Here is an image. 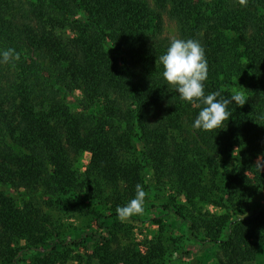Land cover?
<instances>
[{"label": "trees", "instance_id": "16d2710c", "mask_svg": "<svg viewBox=\"0 0 264 264\" xmlns=\"http://www.w3.org/2000/svg\"><path fill=\"white\" fill-rule=\"evenodd\" d=\"M28 5L24 14L14 1L0 0V50L12 48L20 57L0 64V175L7 176L0 184V228L37 243L49 240L33 262L23 264L63 261L66 240L50 238L49 218L18 208L3 187L13 177L25 185L38 181L41 166L61 156L65 139L90 153L104 178L124 183L130 197L141 176L123 150L141 146L160 178L175 175L190 198L220 208V214L199 210L188 219L193 237L203 234L201 243L222 248L219 264L255 263L264 246V208L251 213L248 198L257 192L255 162H264V0H28ZM165 15L178 22L183 39L201 44L208 67L205 94L243 97L245 104L227 105L221 129L193 131L203 105L179 100L162 78L159 56L169 44L163 37ZM49 169L48 186L55 192L75 186L71 171ZM219 196L221 203H214ZM176 214L186 218L180 210ZM100 249L102 264H153L163 256L159 246L147 256ZM23 250L8 247L9 263L17 264Z\"/></svg>", "mask_w": 264, "mask_h": 264}, {"label": "rangeland", "instance_id": "374dc122", "mask_svg": "<svg viewBox=\"0 0 264 264\" xmlns=\"http://www.w3.org/2000/svg\"><path fill=\"white\" fill-rule=\"evenodd\" d=\"M13 1L22 7V13L27 14L30 10L28 0ZM175 21L165 15L163 37L182 38L179 24ZM10 79L14 83V79ZM79 97L77 92L75 98ZM57 128L59 130L60 126L56 125ZM62 146L64 150L60 157L49 159L46 165L41 166L38 181L25 185L21 179L13 177L7 180V187H3L12 199L18 200L15 203L18 208L39 211L41 216L49 218L50 238L52 235L53 239L60 237L66 240L65 247L60 251L67 258L55 264H102L103 251L99 248L105 245L110 254L119 256L134 253L147 256L152 247L159 246L163 249V256L153 264H219L224 258V251L219 245L200 242L203 234L193 237L188 221L193 220L199 210L201 214H220V208L210 202L190 198V192L182 187L177 176L160 178L144 160L141 146L133 143L123 150L124 160L137 167L139 165L140 184L146 193L142 211L123 221L117 217L115 210L133 198L127 194L128 187L104 178L93 167L91 154L87 151L77 150L66 139L61 141ZM258 161L255 166L259 168V174L253 180L257 192L248 198L251 213L264 208V167ZM50 167L71 171L76 180L75 186L61 193L55 192L48 186L52 175ZM6 178L0 175V184ZM219 199L220 196L215 198L214 203H221ZM165 205L170 208L164 210L162 207ZM177 210L186 218L177 216ZM8 233L0 228V264H10L12 260L8 247L13 251L25 249L17 264L33 262L48 240L45 238L37 243L28 234ZM105 238L108 241L105 242ZM261 251H264V246L258 248V260L264 258ZM257 258L253 264H256Z\"/></svg>", "mask_w": 264, "mask_h": 264}, {"label": "clouds", "instance_id": "9594fccd", "mask_svg": "<svg viewBox=\"0 0 264 264\" xmlns=\"http://www.w3.org/2000/svg\"><path fill=\"white\" fill-rule=\"evenodd\" d=\"M19 58L12 48L0 50V64H9ZM159 63L162 66V78L176 92L179 100L203 105L191 124L193 131L221 129L227 117V105L245 104L240 93H233L230 98H218L219 92L205 94L207 61L201 44L195 39L170 37L165 52L159 56ZM261 166L264 167V162H261ZM145 196L143 186L137 183L134 197L123 206H117V217L123 221L140 213Z\"/></svg>", "mask_w": 264, "mask_h": 264}, {"label": "crops", "instance_id": "0c3cea01", "mask_svg": "<svg viewBox=\"0 0 264 264\" xmlns=\"http://www.w3.org/2000/svg\"><path fill=\"white\" fill-rule=\"evenodd\" d=\"M262 256L264 255V251H261ZM256 264H264V258L262 260H258L256 261Z\"/></svg>", "mask_w": 264, "mask_h": 264}]
</instances>
